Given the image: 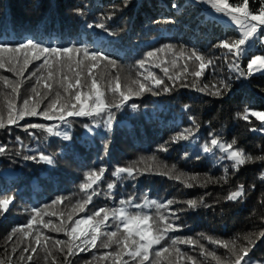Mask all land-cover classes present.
<instances>
[{
  "label": "trees",
  "instance_id": "16d2710c",
  "mask_svg": "<svg viewBox=\"0 0 264 264\" xmlns=\"http://www.w3.org/2000/svg\"><path fill=\"white\" fill-rule=\"evenodd\" d=\"M0 0V42L15 45L28 38H35L45 46L52 47H88L90 51H104L115 60L122 81L127 84V77L143 80L140 73H155L163 79L172 90L165 92L154 89L139 97H134L122 109H112L114 121L111 130L105 128L103 121L95 127V121L101 118L69 117V125L64 129L71 140L49 136L41 129H25L10 126L0 130V145L6 152L0 154V194H12L15 201L9 212L0 215V259L11 264H21L22 249L29 240L21 239L19 234L12 237L14 229L25 225L31 218L33 209H45L53 201L63 198V204L55 205L50 210L67 211L68 206L85 197L80 190L85 175L101 167L107 169L104 180L97 186V194L87 206L90 214L99 207H119V200L135 197V202H142L144 197L158 203L173 201L168 209H161L169 216L170 222L177 224L180 230L168 233L170 238L192 239L202 244L208 251H215L225 260L229 253L215 244L208 243L201 237L211 236L215 239L231 241L249 232L264 230V180L259 177L264 172V161L246 163L239 171L232 168V162L220 160L224 155L218 150L203 152V145L216 135L224 142L236 140L234 147L242 148L253 156L264 155V125L255 117L249 121L237 117L245 107L264 111V74L249 78L239 77L232 69L230 54L216 45L225 38L236 37L234 24L226 17L221 20L205 10L194 0ZM177 7L173 8L172 5ZM252 7H257L252 4ZM83 11V15L77 10ZM112 15L106 20L108 28L115 35H108L101 29L87 28L100 17ZM172 21V22H168ZM171 44L185 52L195 50L213 63L200 78L186 76L181 81H172L165 76L161 68L169 67L170 74L179 72L186 63L177 60L173 68L170 61L174 59L171 52H159L148 60L145 68L138 67L137 62L146 59L147 53ZM253 55H264V49L249 51L240 62L246 69L248 59ZM161 60L160 68L155 64ZM39 62H34L25 71L21 99L29 94L34 86L35 77L29 78ZM189 70L195 68L191 61ZM99 71V70H97ZM43 74V73H41ZM0 77L10 80L20 79L14 73L0 69ZM226 80L230 91L217 98L206 95L197 89L205 84ZM0 92H10L0 83ZM4 103L0 95V106ZM47 103V101H45ZM138 107L133 109L130 105ZM190 117L195 118L193 125ZM106 119V116H105ZM37 123L51 125L58 123L46 121L41 117H26L20 125ZM85 125H88L86 128ZM198 127V131L195 129ZM89 128L92 130L89 131ZM186 128L195 132L188 140L173 142V137ZM255 129V131H253ZM106 145V147H105ZM163 147L167 151H162ZM40 154L53 157L54 163L48 165L39 160ZM25 156H36V160H26ZM155 158L153 161L152 158ZM143 158L144 163L138 164ZM138 164L143 170L135 177L126 175L117 178L112 172L117 167ZM228 168L225 173L224 168ZM173 168L175 172H173ZM166 172L167 175H160ZM183 172L181 179L195 176L194 186L189 188L178 180L169 178ZM114 183L111 192L107 183ZM243 184L246 196L236 202L228 201L227 195ZM255 185L253 188L252 186ZM196 199L203 201L197 208L191 209L184 201ZM135 210V209H130ZM155 215V210H151ZM79 218V217H75ZM53 224H59L56 216L45 217ZM111 223V222H110ZM114 227V226H113ZM44 234L54 240H66L63 233L42 229ZM112 230V229H109ZM243 243V241H239ZM165 241L162 246H168ZM17 248L15 254L12 249ZM185 256L194 257L197 264H216L211 257L200 254L199 247L178 244ZM112 249H89L65 259L55 249L47 257L39 249L33 264H96L95 257ZM253 260L264 264V238L257 240L255 248L249 254ZM27 264V261H24ZM100 264H110L100 262ZM179 264H190L185 257H180Z\"/></svg>",
  "mask_w": 264,
  "mask_h": 264
},
{
  "label": "snow or ice",
  "instance_id": "6c2138e0",
  "mask_svg": "<svg viewBox=\"0 0 264 264\" xmlns=\"http://www.w3.org/2000/svg\"><path fill=\"white\" fill-rule=\"evenodd\" d=\"M195 3L204 4L210 9L209 15H222L228 18L235 26L236 37L222 39L216 47L226 50L230 54L231 66L237 72L238 78H249L256 73L264 74V55L251 56L246 65V69L240 67V62L245 54L259 44L264 47V0H194ZM256 4L257 7H252ZM127 2L123 7H127ZM173 8L177 5L173 4ZM78 14L83 15V11L78 9ZM112 15L100 17L95 23H89L87 28L101 29L108 35H115L107 24L106 20H111ZM172 22V21H168ZM171 52L174 59L170 61L173 68L177 66V60H185L181 70L175 74H170L169 67H163L161 70L169 80L181 81L186 76L200 78L206 69L212 65V59L206 58L203 54L191 50L177 51L173 45L168 44L156 51L147 53L146 59L137 62L138 67L145 68L148 60L157 56L159 52ZM193 62L195 68L189 70L187 62ZM34 62H39L34 71L30 73L29 78L35 77L34 86L31 87L29 94L21 99V88L23 86V77L25 71ZM162 63H169L161 60L155 64L160 68ZM119 68L117 62L104 51H90L88 47H52L45 46L44 43L38 42L35 38H28L15 45L0 42V69L14 73L20 79L10 80L7 77H0V83L10 92H0L3 96L4 103L0 106V130L7 129L10 126L24 127L27 129H41L49 136L61 137L64 140H71V136L60 130V125H69V117H89L101 118L95 121V127H99L101 120L106 129L111 130L114 121L112 109H122L134 97H139L144 93H153L154 89H161L170 92L172 89L165 84L164 80L159 78L155 73L146 71V74L140 73L143 80L134 79L131 75L127 77L128 83L125 84L119 73L113 75V70ZM99 70V71H97ZM43 73V74H41ZM231 89L226 80L213 84L211 88L207 84L197 90L206 95L223 98ZM47 101V103H45ZM133 109L138 106L130 105ZM237 117L249 121V117H255L256 120L264 124V111L253 110L245 107L242 112H238ZM41 117L46 121H54L51 125L30 123L20 125L19 122L26 117ZM106 116V119H105ZM195 125V118L190 117ZM87 128L88 125H85ZM92 129L89 128V131ZM198 131V127L195 129ZM255 131V129H253ZM264 131V128L261 129ZM192 128H186L173 137V142L188 140L194 136ZM236 140L224 142L216 135H212L210 142L203 145V152L210 153L218 150L224 155L220 160L227 159L232 162V168L239 171L240 167L246 163L264 161V155L253 156L246 153L242 148L234 147ZM106 147V145H105ZM167 151L166 147L161 149ZM6 152V147L0 145V154ZM26 160H36V156H25ZM153 161L155 158H152ZM39 160L48 165L54 163L53 157L40 154ZM143 158L138 164H143ZM138 164H132L127 167H117L112 175L121 178L135 177L142 171H147L151 165H146L142 170ZM225 173L228 168H224ZM107 169L104 167L98 170H91L85 175L84 182L80 185V190L85 193V197L69 205L67 211L50 210L55 205L63 204V198L53 201V205L45 209H33L32 216L28 222L12 232V237L19 236L21 239L29 240V243L22 249L20 256L21 264L27 261V264H33L34 257L39 249L47 257L53 255L52 249L64 254L67 257L77 252H85L89 249H112L95 257L96 264L100 262H109L110 264H179L180 257H185L190 264H197L194 257L185 256L178 244H188L201 249L200 254L211 257L216 264H260L259 261L253 260L249 255L255 248L257 240L264 238V230L259 232H249L236 240L224 241L215 239L211 236L201 237L210 244L218 245L229 253V259L225 260L217 255L215 251H208L202 244L192 239L170 238L168 233L180 230V227L170 222L169 216H175V212L165 215L161 209H168L173 201L158 203L154 199L143 198L142 202H135V197L127 200L120 199L119 207H99L90 214L80 216V213H87V206L92 203L93 196L97 194V186L104 180ZM173 172L175 169L173 168ZM160 175H167L166 172H160ZM185 174L169 175V178L176 179L186 187H193L198 178L195 176L188 177L187 180L181 179ZM261 180H264V172L261 173ZM115 187L114 183H107V188L111 192ZM253 188L255 185L252 186ZM246 196L245 187L240 184L236 190L231 191L226 199L236 202ZM15 201L12 194H0V215L9 212L10 205ZM189 208L195 209L203 201L189 199L184 201ZM264 203V201H261ZM135 209V210H130ZM155 210V215L151 210ZM56 216L59 218V224H53L51 220H45V217ZM79 217V218H75ZM111 222V223H110ZM114 226V227H113ZM42 229L56 233H63L66 240L53 239L51 236L44 234ZM112 229V230H109ZM165 241H170L168 246H162ZM239 241H243L240 243ZM17 248H13L15 254ZM0 264H11L8 261L0 259ZM52 264H56L53 260ZM92 264V262H89Z\"/></svg>",
  "mask_w": 264,
  "mask_h": 264
},
{
  "label": "rangeland",
  "instance_id": "374dc122",
  "mask_svg": "<svg viewBox=\"0 0 264 264\" xmlns=\"http://www.w3.org/2000/svg\"><path fill=\"white\" fill-rule=\"evenodd\" d=\"M199 4L202 5V6L205 8V10L209 13L210 9H208V7H207L206 5L201 4V3H199ZM213 16H214L215 18H217V19H221V20H223V19L225 18V17H223L222 15H218V14H214ZM226 19H228V18H226ZM228 22L230 23L231 21L228 19ZM232 24H233V23H232ZM255 49H264V47H261L259 44H257L256 47L252 48L251 50H255ZM248 53H249V52H248ZM248 53H246L245 56H246ZM256 74H260V73H256ZM256 74H254V75H256ZM263 125H264V124H263ZM64 129L67 130L66 126H62V127H60V130L64 131ZM261 132L264 133V131H261Z\"/></svg>",
  "mask_w": 264,
  "mask_h": 264
}]
</instances>
